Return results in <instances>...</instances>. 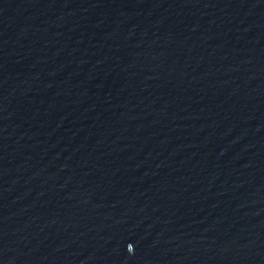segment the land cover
Masks as SVG:
<instances>
[{
    "label": "water",
    "instance_id": "obj_1",
    "mask_svg": "<svg viewBox=\"0 0 264 264\" xmlns=\"http://www.w3.org/2000/svg\"><path fill=\"white\" fill-rule=\"evenodd\" d=\"M0 264H264V0H0Z\"/></svg>",
    "mask_w": 264,
    "mask_h": 264
}]
</instances>
